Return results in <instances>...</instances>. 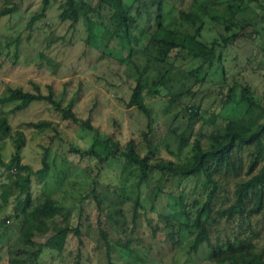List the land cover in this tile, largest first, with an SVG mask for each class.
Wrapping results in <instances>:
<instances>
[{"label":"rangeland","instance_id":"1","mask_svg":"<svg viewBox=\"0 0 264 264\" xmlns=\"http://www.w3.org/2000/svg\"><path fill=\"white\" fill-rule=\"evenodd\" d=\"M59 1L50 0L43 10V16L28 26L30 17L42 10L41 0H0V10L13 4L17 6L15 11L0 17V97L7 96L8 87L35 91L37 86L42 93H48L51 88L54 98L61 100L64 106L70 104L77 117L90 118L100 139L105 140L110 136L112 139L108 140L112 148L117 146L122 149L129 139H134L137 151L147 156L149 162L163 160L174 164L185 163L192 153V143L190 141L178 152L176 136L171 129L180 133L190 128L196 136L198 131L210 133L216 125L232 128V123L222 119L218 113L228 89L226 85H231L233 79L239 83V87H248L250 96L256 101L262 100L264 105V20L260 18V15L264 18V11L261 8L255 9L256 15L251 11L245 14L255 19L252 20L260 30L254 42L242 43L240 47L232 46L224 53L225 83L216 78L215 82L197 84L193 86L197 93L184 95L179 101L170 103V107H167L169 102L165 89L161 90L162 96L147 98L146 104L151 108L152 115L151 131H148L144 115L136 108H125L123 105L134 86L136 74L132 66L85 45L84 38L88 31L81 22L71 28L68 22L59 19ZM142 25L150 28L152 24L145 21ZM221 29L222 26L211 21L205 36L215 35ZM100 36L107 39L109 32L103 31ZM107 42L117 58L126 56L127 50L116 37ZM150 72L145 74L147 81L151 78ZM16 103L0 104V111L7 117L10 126V135L0 141L2 158L7 161L11 157L14 150L12 139L16 131L22 134L24 141L20 150L22 163L29 164L36 171L42 167V156L46 153L48 169L42 177L32 175L31 197L36 202L50 195L68 208L70 224L79 223L82 227L83 248L88 253L85 264L101 262L93 250L100 228L108 232L110 239L128 242L132 250L138 253L136 264H215L208 258L206 245L194 254H187L181 248H171L160 228L155 235L150 231L151 225L158 221V214L169 211L166 202L156 198L157 192L168 189L177 193L181 190L187 195L188 202L202 200L205 195L200 187L201 176L174 177L171 183H165L159 178L161 176L153 174L137 186L135 167L129 172L128 168H121V164L112 162L98 169L96 157L73 150H87L94 142V131L62 118L60 111L46 101H33L24 109L12 111ZM193 103L200 107L196 122L195 118H190L191 108L182 110L183 106ZM41 120L49 121L50 125L43 128L29 125ZM143 132H148L150 145L146 144ZM207 145L209 140L205 136L202 146ZM254 148V144L233 148V159L240 164L233 175L226 176L215 161L209 162L212 177L218 183L212 200L213 211L233 201L236 184L248 177L245 171L249 154ZM98 151L101 155L105 154L102 148ZM15 173L14 169L6 171L0 168V192L2 184L10 183L7 175ZM95 177L98 181L95 193L101 197L102 210L96 208L93 197L92 181ZM114 193L121 195L111 204L109 200L114 201ZM135 196L146 207V213L141 212L134 220L132 203L128 199ZM161 197L164 198L165 194ZM251 202L252 198L247 207ZM14 205V195L8 196L6 203L0 195V264H10L9 258L15 256V249L35 247L65 226L61 218L55 225L40 226L28 215L16 211ZM114 209L119 213L114 214ZM144 215L149 218L148 221ZM209 236L212 243L226 239L243 240L255 252L262 253L264 258V205L258 213L236 215L230 219L213 213ZM75 247L76 239L71 237L68 248ZM52 254L45 255L41 264H67L71 261L65 253L63 260L57 253ZM127 260L124 258L125 262L119 260V263H126Z\"/></svg>","mask_w":264,"mask_h":264},{"label":"trees","instance_id":"2","mask_svg":"<svg viewBox=\"0 0 264 264\" xmlns=\"http://www.w3.org/2000/svg\"><path fill=\"white\" fill-rule=\"evenodd\" d=\"M41 4L42 10L30 17L28 26L43 16V10L50 4V0H41ZM256 8L264 11V0H60L58 17L62 22H68L71 28L81 22L88 31L84 38L85 45L132 66L136 74L134 86L123 105L125 108H136L143 114L147 130L151 131L152 115L151 108L146 104L147 98L162 96L161 90L165 89L169 102L167 107H170V103L179 101L184 95L197 93L198 91L193 89L197 84L205 81L215 82L216 78L222 84L225 83L224 53L232 46L240 47L242 43L254 42L255 35L260 31L253 21L255 19L245 16L249 11L256 15ZM16 9L14 4L11 7H3L0 17ZM145 21H151L150 28L142 25ZM211 21L222 26V29L217 30L215 35L206 37L208 23ZM103 31L109 32L107 39L100 36ZM114 37L127 50L123 58H117L108 47L107 41ZM17 41L18 37L15 39V42ZM148 71L151 73L149 81L145 77ZM226 86L228 89L218 115L229 120L232 128L216 125L210 133L198 131L196 136L190 128H185L180 133L171 129L176 136L178 152L190 141L192 143V153L182 164L163 160L149 162L147 156H142L137 151L134 139H129L122 149L117 146L112 148L108 140L110 136L105 140L100 139L90 123V118L77 117L70 104L64 106L61 100L54 98L51 88L48 93H42L37 86L35 91L8 87L9 93L0 97V104L17 102L12 111H18L33 101L48 102L60 111L62 118L71 120L81 128L94 131L93 144L85 151L78 148L73 149L74 151L96 157L98 169H102L103 164L112 162L121 164V168H128L129 172L135 167L138 174L137 186L153 174L161 176L159 178L165 183H171L174 177L201 176L200 187L205 195L202 200L193 199L188 202L187 195L181 190L177 193L168 189L157 192L156 198L166 202L169 211L158 214V221L150 227L151 233L155 235L160 228L164 233L165 242L171 248H181L187 254H194L206 245L209 249L208 258L215 264H264L262 253L255 252L253 247L243 240L226 239L224 242L215 243L210 241L213 213L230 219L236 215L258 213L264 205V105L262 100L256 101L250 96L248 87H239L235 79L231 85ZM187 108H191L190 118H195L196 122L200 115L199 105L187 104L182 110ZM212 123L215 124V120L212 119ZM29 125L43 128L49 126L50 122L41 120L30 122ZM147 133L143 132L142 135L147 141L146 144L150 145ZM9 135L7 117L0 111V141ZM21 136L22 134L16 131L12 139L14 150L7 161L2 158L0 145V168L6 171L14 169L16 172V175H7L10 183L1 185V198L6 203L8 196L14 195L15 210L21 215H28L40 226L55 225L58 218H61L65 226L45 242L37 243L35 247L15 249V256L9 258V262L41 264L45 255L52 256V253H57L63 260L66 258L63 254L65 253L67 258H71L67 264H85L88 261V253L83 248L82 227L79 223L70 224L68 208L50 195L33 201L30 192L32 175L42 177L48 169V163L46 153L42 156V167L36 171L29 164L22 163L20 150L24 141ZM205 136L209 145L203 147L202 138ZM113 144L116 145V142L113 141ZM245 144L255 146L249 154L245 171L248 177L236 184L233 201L228 206L213 211L212 200L218 183L212 177L209 162L215 161L226 176L233 175L236 169L240 168V164L233 159L232 150ZM99 148L104 149L105 154L101 155ZM96 182L98 181L95 177L92 181L93 197L96 208L102 210L101 197L95 193ZM163 193L164 198L161 197ZM120 195L121 193H114V201L109 202L113 204L115 198ZM251 198V205L247 207ZM128 200L132 203L134 220L141 212L146 213V207L139 201L138 196ZM81 209L80 207L79 212ZM150 209L153 210L154 207L151 206ZM113 213L117 214L119 211L114 209ZM144 218L149 220L146 215ZM71 237L76 239L74 249L68 248ZM93 250L99 255L100 264H121L119 260L122 262L124 258L128 260L123 264H136L138 255L128 242L110 239L108 232L103 228L99 229V239Z\"/></svg>","mask_w":264,"mask_h":264}]
</instances>
